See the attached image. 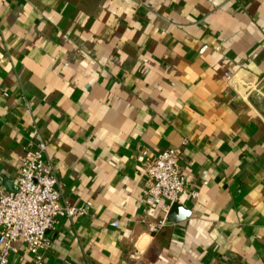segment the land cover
<instances>
[{
	"label": "crops",
	"instance_id": "crops-1",
	"mask_svg": "<svg viewBox=\"0 0 264 264\" xmlns=\"http://www.w3.org/2000/svg\"><path fill=\"white\" fill-rule=\"evenodd\" d=\"M263 77L264 0H0V185L40 139L59 201H90L42 264H264ZM167 146L197 194L152 231L141 157Z\"/></svg>",
	"mask_w": 264,
	"mask_h": 264
},
{
	"label": "built area",
	"instance_id": "built-area-1",
	"mask_svg": "<svg viewBox=\"0 0 264 264\" xmlns=\"http://www.w3.org/2000/svg\"><path fill=\"white\" fill-rule=\"evenodd\" d=\"M45 150V142L40 139L28 143L16 166L15 188L7 190L0 185V264H6L8 252L14 249L13 243L17 239L24 243L29 254L27 264H42L43 252L50 246V238L45 232L56 216L85 213L90 204L89 200L79 205L59 201L56 177ZM179 150V146H167L154 154L143 151L141 170L147 181L139 220L152 231L166 224L167 209L181 192L187 190L191 196L197 194L194 188L186 189L176 159ZM161 197L165 201H161ZM155 208L159 213L149 219Z\"/></svg>",
	"mask_w": 264,
	"mask_h": 264
},
{
	"label": "water",
	"instance_id": "water-1",
	"mask_svg": "<svg viewBox=\"0 0 264 264\" xmlns=\"http://www.w3.org/2000/svg\"><path fill=\"white\" fill-rule=\"evenodd\" d=\"M264 86V77L260 80L259 82V87L262 89ZM259 88H256L252 90L249 95L248 99L254 103L257 104L260 111L262 114H264V94L263 91ZM7 190H13L15 188V185H10L7 184L6 186ZM188 215V209L181 204L177 203L176 201L171 202L169 205L166 215H165V220L166 223H171V222H177L179 220H182Z\"/></svg>",
	"mask_w": 264,
	"mask_h": 264
}]
</instances>
